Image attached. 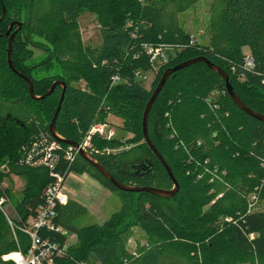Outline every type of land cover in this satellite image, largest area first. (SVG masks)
<instances>
[{
	"label": "trees",
	"instance_id": "trees-1",
	"mask_svg": "<svg viewBox=\"0 0 264 264\" xmlns=\"http://www.w3.org/2000/svg\"><path fill=\"white\" fill-rule=\"evenodd\" d=\"M199 1L46 0L28 18L25 32L15 36L12 64L31 80L35 96L44 95L55 81L66 85L55 124L58 135L80 143L92 124H108V116L118 118L119 128L131 135L126 140H91L104 151L92 157L121 183L172 188L142 133L144 109L168 68L204 57L227 73L248 108L264 115V44L259 39L264 0H214L217 9L206 47L191 44L190 34L178 24V16ZM84 12L94 16L102 37L96 48L83 45L78 19ZM4 43L0 40L1 47ZM160 44L170 46L164 50L167 62L159 64L146 90L135 77L138 71L152 70L143 46ZM1 47L0 198L11 196L2 185L5 180L26 177L12 218L15 227L35 216L44 189L54 180L52 173L64 179L70 173L87 174L110 192L128 196L102 224L83 227L76 220L87 214L84 207L71 200L58 206L55 224L76 240L55 264H264V123L234 105L223 79L206 64L198 62L171 74L149 113V137L178 183L177 194L162 199L117 190L79 155L66 160L68 146L63 143L51 169L20 163L35 141L54 140L48 125L61 88L32 100L27 83L9 69ZM33 50L43 56L36 59ZM247 54L253 60L250 69L244 68ZM35 72L43 75L36 77ZM114 76L120 80L112 85ZM124 145L132 147L105 153ZM146 157L153 162L148 173L130 176L122 171L125 164ZM133 228L145 234L146 243L130 251ZM14 234L15 238L0 209V264H13L2 256L7 260L30 247L26 234L18 229ZM40 236L60 246L67 241L55 232L41 231Z\"/></svg>",
	"mask_w": 264,
	"mask_h": 264
},
{
	"label": "built area",
	"instance_id": "built-area-1",
	"mask_svg": "<svg viewBox=\"0 0 264 264\" xmlns=\"http://www.w3.org/2000/svg\"><path fill=\"white\" fill-rule=\"evenodd\" d=\"M141 3H145L146 0H138ZM192 44V43H191ZM170 46L166 44H160L156 46L144 45L143 49L145 54L149 58L151 64V71L156 73L159 69V64L167 62V56L164 54V50ZM244 68H253V60L249 54L245 55ZM136 80L143 82L146 80L145 74L136 72ZM119 77H112L111 83L115 85L119 82ZM98 136L111 140L114 138V130L107 123H94L90 126L86 134L83 136L79 148L88 152L90 155H101L104 151H101L92 146V137ZM61 145L59 142L47 139H40L35 141L29 151L24 150L25 155L22 157L20 163H24L31 166H46L48 168L53 167L55 151L60 150ZM105 153H109L107 150ZM78 156V151L71 146L67 147L65 158L66 160H74ZM54 178L53 182L49 184L43 191L42 203L37 207L35 216L29 218L22 226L15 227L12 219H9L5 213L6 198H0V209L4 213L9 226L12 229V233L15 238L14 230L18 229L22 233L26 234L30 239V247L26 253L18 251L16 258H10L13 264H55L54 259L61 257L69 242L66 241L63 246L56 241L49 238H42L40 236L41 231L55 232L61 235H65V231L55 224V219L58 216V206H64L69 201V198L64 191V178L59 174L52 173ZM255 197L251 196V200ZM4 260V258H3ZM5 261V260H4Z\"/></svg>",
	"mask_w": 264,
	"mask_h": 264
},
{
	"label": "rangeland",
	"instance_id": "rangeland-1",
	"mask_svg": "<svg viewBox=\"0 0 264 264\" xmlns=\"http://www.w3.org/2000/svg\"><path fill=\"white\" fill-rule=\"evenodd\" d=\"M217 3L214 0H201L191 8H189L184 13L178 16V24L179 26L190 34V43L195 44L199 43L201 46H208L211 36L210 31V23L212 19V15L217 9ZM79 29L81 34V39L84 46L89 48H96L101 45L102 37L100 32L97 30L96 22L94 16L89 12H84L80 15L78 19ZM260 41L264 44V21L261 25L260 31ZM39 40V39H38ZM41 41V39L39 40ZM34 56L36 59L43 56V53L39 50H33ZM43 73L37 74L34 73V76L41 77ZM146 80L142 82V86L149 90L151 83L153 81V73L149 71L145 74ZM108 125L114 130V137L121 138L126 140L131 138V135L123 132L120 128V120L113 116H108ZM132 145H124L120 148L115 149H106L109 153L118 154L126 149L131 148ZM83 150V149H82ZM133 156V153L130 156ZM3 187L8 188L10 190V199H6L5 205V213L9 219L16 218L15 214V206L19 202L22 197V191L26 185V177L25 176H11L9 179L5 180L2 184ZM128 198L127 195H118L116 193H109L108 197H99L97 199L96 204L98 208L94 214H91L89 211L86 215L80 217L76 220V225L78 227H83L91 224H102L106 221L110 215L116 211H118L121 207V198ZM166 207V206H164ZM8 222V221H7ZM66 240L69 242V245H73L75 243L76 237L73 234H69L65 232ZM146 243L145 234L139 230L138 228L132 229L131 237L128 241L127 248L130 251H134L136 249L137 244ZM13 253H18L13 252ZM11 254V253H10ZM3 260V256H2ZM4 261V260H3ZM5 261H11V259H7ZM170 264V263H169Z\"/></svg>",
	"mask_w": 264,
	"mask_h": 264
},
{
	"label": "water",
	"instance_id": "water-1",
	"mask_svg": "<svg viewBox=\"0 0 264 264\" xmlns=\"http://www.w3.org/2000/svg\"><path fill=\"white\" fill-rule=\"evenodd\" d=\"M7 34H9V32H7ZM13 38H14V33L10 34L9 36V43H8V47L6 49V61H7V65L9 67V69L16 74L17 76H19L20 78L24 79L25 82L27 83L28 86V94L30 96V98L32 100H42L50 95L53 94V92L55 91L56 87H60L61 88V94H60V98H59V102L58 105L56 107V110L54 112V115L48 125V130L50 135L52 136V138L59 142V143H63L67 146H71L74 149H76L78 151V155L81 159H83L85 162H87L91 167H93L105 180H107L114 188H116L117 190L121 191V192H126V193H142V192H146L149 194H152L154 196H157L159 198L162 199H170L173 196H175L178 192V183L177 181L174 179V177L172 176L168 166L165 164L164 160L162 159L161 155L158 153V151L155 149L149 134H148V117H149V113L151 110L152 105L154 104L155 100L157 99L159 93L161 92L162 88L164 87L167 79L169 78V76L177 71H180L184 68L189 67L192 64L201 62L207 65V67L213 71L214 73L218 74L224 81L225 84V89L231 99V101L234 103L235 106H237L242 112H244L246 115H248L249 117L258 120L260 122L264 123V115L259 114L253 110H251L250 108H248L235 94L234 89L229 81V76L227 75V73L222 70L220 67L214 65L213 63H211L209 60H207L204 57H198V58H194L191 60H188L186 62H183L181 64H178L172 68H168L164 71V73L161 75L159 82L156 86V88L154 89V91L152 92V95L144 109L143 112V116H142V133H143V138L145 143L147 144V146L149 147V149L151 150L152 154L159 160V162L163 165V167L165 168L171 182H172V188L169 190H163V189H157V188H152V187H141V186H133V185H128V184H124L119 182L118 180H116L105 168L102 167V165H100L93 157L92 155H90L88 152L82 150L81 148H79L78 143L74 142V141H70V140H65L63 139L60 135H58V133L56 132V120L57 117L59 115L60 112V108H61V104L63 102L64 99V95H65V91H66V85L64 82L62 81H55L52 83V85L50 86V88L48 89V91L42 95V96H35L34 95V91H33V85L31 80L20 74L13 66L12 64V60H11V54H12V43H13ZM153 168V162H152V158L151 157H146L144 158L142 161L140 162H136V163H130V164H125L122 168V171L130 176H141L144 175L146 173H148L151 169Z\"/></svg>",
	"mask_w": 264,
	"mask_h": 264
},
{
	"label": "flooded vegetation",
	"instance_id": "flooded-vegetation-1",
	"mask_svg": "<svg viewBox=\"0 0 264 264\" xmlns=\"http://www.w3.org/2000/svg\"><path fill=\"white\" fill-rule=\"evenodd\" d=\"M44 2L46 0H0V40L5 42V47L0 46L2 49H7L10 34L14 33V41L19 32H25L29 25L28 18L39 10Z\"/></svg>",
	"mask_w": 264,
	"mask_h": 264
},
{
	"label": "crops",
	"instance_id": "crops-1",
	"mask_svg": "<svg viewBox=\"0 0 264 264\" xmlns=\"http://www.w3.org/2000/svg\"><path fill=\"white\" fill-rule=\"evenodd\" d=\"M64 191L69 201H74L84 207L91 214L98 208L99 197H108L110 191L87 174L70 173L64 180Z\"/></svg>",
	"mask_w": 264,
	"mask_h": 264
},
{
	"label": "bare ground",
	"instance_id": "bare-ground-1",
	"mask_svg": "<svg viewBox=\"0 0 264 264\" xmlns=\"http://www.w3.org/2000/svg\"><path fill=\"white\" fill-rule=\"evenodd\" d=\"M17 257V255L16 256H14V257H11V258H16Z\"/></svg>",
	"mask_w": 264,
	"mask_h": 264
}]
</instances>
